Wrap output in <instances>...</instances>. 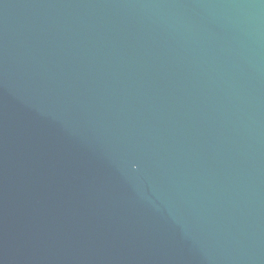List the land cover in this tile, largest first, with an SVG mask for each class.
Returning <instances> with one entry per match:
<instances>
[{"label":"water","instance_id":"1","mask_svg":"<svg viewBox=\"0 0 264 264\" xmlns=\"http://www.w3.org/2000/svg\"><path fill=\"white\" fill-rule=\"evenodd\" d=\"M0 264H264V0H0Z\"/></svg>","mask_w":264,"mask_h":264}]
</instances>
